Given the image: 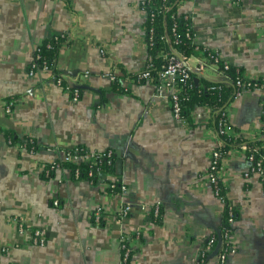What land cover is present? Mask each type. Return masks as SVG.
I'll use <instances>...</instances> for the list:
<instances>
[{
	"label": "crops",
	"instance_id": "crops-1",
	"mask_svg": "<svg viewBox=\"0 0 264 264\" xmlns=\"http://www.w3.org/2000/svg\"><path fill=\"white\" fill-rule=\"evenodd\" d=\"M142 1L0 0V264H116L121 234L136 231L132 264H219L216 256L210 258L215 249L201 260L224 215L206 176L218 141V108L195 106L189 120L176 119L153 82L138 83L128 75L142 71L150 54ZM178 5L192 19L196 43L218 50L231 65L224 74L207 64L197 84L230 85L228 76L237 71L248 79L264 78V0ZM71 30L75 39L60 49L57 67L68 84L88 86L78 100L51 71L29 73L36 47ZM200 60L205 55L194 54L187 65L194 71ZM115 69L126 91L113 88L109 73ZM263 95L258 88L246 90L227 105L229 134L245 139L242 144L262 141ZM10 99L15 104L7 113ZM4 131L34 139L37 147L10 144ZM79 145L113 149L123 164L98 183L77 179L63 166L45 174L47 164ZM241 146L225 154L220 173L238 212L237 252L223 264H264V185L258 175L245 177L250 163ZM122 147L136 160L124 157ZM117 176L127 190L113 194L109 181ZM125 204L131 212L122 217ZM98 208L101 225L94 223ZM16 216L43 229L47 244L32 245Z\"/></svg>",
	"mask_w": 264,
	"mask_h": 264
},
{
	"label": "built area",
	"instance_id": "built-area-1",
	"mask_svg": "<svg viewBox=\"0 0 264 264\" xmlns=\"http://www.w3.org/2000/svg\"><path fill=\"white\" fill-rule=\"evenodd\" d=\"M180 0H176V4H179ZM152 0H143L141 2L142 8L145 10L147 14V22H146V38L147 43L150 47L155 45L156 41V31L153 25L155 20V12L150 9H146V6H150ZM162 9H170L172 5H170L167 0H163L161 4ZM178 11L179 5H178ZM185 20L188 21V31L186 32V37L190 39L192 44L196 46L197 49H200L202 46L196 43V32L194 29V25L192 19L189 14L182 13ZM175 31V26L171 27V31L166 28L164 33H162V39L165 40L168 44V49L160 51L157 56L161 55L165 59V63L161 66L160 69L157 70L155 74L151 72V70L155 67L153 62V56L150 53L149 58L146 64V67L136 73V77L134 81L138 83L144 82H153L156 86V92L159 97H164L170 103L173 115L176 119H183L182 118V109H183V102L185 101V92L184 90L188 87H191L194 83L198 80V76L200 75L207 64L214 65L217 67L219 71L222 73H230L231 65L229 61L223 59L221 54L218 50L207 49V53L205 55V60H200L199 65L196 67L194 71L187 65L188 57L182 52L179 51L175 44L178 43V39H172L171 32ZM58 37H65L66 40L75 39L73 34V30L71 31H64L58 34L51 36L50 38H58ZM49 38V39H50ZM42 46L43 43L38 45L35 49L34 57L30 63L29 73L34 75L38 70H48L51 71L56 83L63 88L64 91L68 92L72 95L74 100H78L80 97V91L76 88L73 89L71 84L65 83L64 75L61 72L55 73L52 66L46 61L42 59ZM101 52L105 54L104 48H101ZM231 79V84L233 87V94L234 97L237 98L242 95V93L246 90L250 89H261L264 93V82L263 79L259 80H252L246 78L242 75L239 71L236 72L234 77L230 74L228 76ZM109 79L113 82L118 81L119 76L117 74V70H113L109 73ZM224 85H229L223 82H218L213 84L210 89L217 90L219 88L224 87ZM15 104L14 99H10L6 104V112L11 113ZM263 106V115H262V129H261V136L262 142L257 144L254 147V150L260 153V156H256L255 152H251L247 156V160L249 161V166L245 171V177H250L251 175H258L263 182L264 185V95L262 100ZM218 112H220L221 116L217 120L216 126V133L218 135V141L216 146L211 152L210 159H209V167L207 171V179L211 183L213 187V191L215 196L219 199V201L223 205L224 212L226 213V223L228 226L225 228L224 235L221 233L222 240L221 245L216 255L219 264H223L226 262L228 257L235 252H237V243L233 239L235 223L237 221V209L236 207L228 200L226 197V186L225 183L220 175L222 170V162L223 157L225 156L222 151L223 147V140L221 139V134H229V122L227 119V107L222 108L218 107ZM27 138L19 139L16 142H13L11 138H9V143L13 145H17V147L21 148H29L27 142ZM34 148L37 147L35 143ZM249 148L247 143H243L240 149L242 151H247ZM113 157H116V152L113 149H107L104 151H91L86 147L79 145L73 147L65 151L64 161L69 162H82V161H90L92 165H99L103 159H106L108 164H111ZM54 163V161L52 162ZM46 175H51L50 169L46 168L45 170ZM104 172L98 166V175L101 176ZM75 178H81V173L79 169H76L74 172ZM87 177L89 180H93L95 177V172L91 169L87 173ZM116 182H121V193L127 190V186L122 182V180L117 176L116 178L112 179L111 183H109L110 187H114ZM55 205L59 204L58 200L54 201ZM145 209V207H144ZM161 210V202H158L154 207V214L156 218H159ZM131 212L130 205H123L120 216L124 217L129 215ZM14 220L17 223L18 229L22 233H29L30 234V243L36 246H44L47 244V235L46 232L38 227H31L28 226L22 217L16 216ZM103 221L102 209L98 208L94 211V223L95 225H101ZM140 237V232H124L121 234L120 241H121V258L120 261L116 264H132V257L135 252V240ZM218 241L215 237L210 239V243L202 253L201 260L205 262L207 260V254L213 251Z\"/></svg>",
	"mask_w": 264,
	"mask_h": 264
},
{
	"label": "trees",
	"instance_id": "trees-1",
	"mask_svg": "<svg viewBox=\"0 0 264 264\" xmlns=\"http://www.w3.org/2000/svg\"><path fill=\"white\" fill-rule=\"evenodd\" d=\"M69 4V0H66ZM163 0H152L150 6H146V9L152 10V12H155V20L153 22L155 31H156V41L155 45L150 47V53L153 56V62L155 67L151 70L153 74L157 72L158 69L161 68V66L165 63V59L163 56H157V54L160 51L167 50L168 44L165 40L162 39V33H164L165 29L168 28L171 31V27L175 26V31L171 32L172 39L177 38L179 41L175 44V47L182 51L187 57H190L194 54L196 55H206L207 49L204 47H201L200 49H197L194 44L186 37V32L188 31V21L184 19L183 14L178 11V5L176 4V0H167V2L172 5L170 9H162L161 4ZM70 40H66L65 37H58V38H50L45 43H43L42 46V59L46 60L53 68L55 73L60 72L57 67V58L60 49L70 43ZM125 74V73H124ZM126 75V74H125ZM133 79L136 77L134 73H128ZM264 82V78L262 80ZM65 83H67L65 81ZM194 84L191 87H188L184 90L185 92V101L183 102V109H182V118L184 120H189L191 111L195 106L200 105H206L211 106L213 108L222 107L225 108L227 105H229L234 97L233 94V87L232 85H224V87L219 88L217 90H211L210 87L213 84H216L215 82L207 83L205 85L208 86V88L204 89V85L201 83L197 84L196 82H193ZM68 84V83H67ZM73 89H78L81 92H83L82 88H78L75 86H72ZM113 88L119 91H126L124 87H122L118 81L113 84ZM221 114L218 112L216 114V119L218 120L220 118ZM217 126V121L216 125ZM1 131V129H0ZM7 138H11L13 142H16L20 139V136L14 134L11 131H4ZM221 139L223 140V147L222 151L225 155L231 148L234 146H241L242 142L245 141L243 138L239 137H233L230 134H221ZM27 144L28 147L34 148V144L36 141L34 139L27 138ZM248 143V151L247 154L251 152H255L256 156H260V153L254 150V147L257 144H260L262 141L256 140V141H250L246 140ZM117 153L116 157H113L111 164H108L106 159H103L101 163H99V168L104 173H110L113 174L116 172L117 169ZM59 166H63L66 168H69L72 173L76 171V169L80 170L81 177H87V173L92 169L95 172V177H93V182L98 183L99 178L98 175V166L92 165L90 161H82L80 163L78 162H69L64 160H55L54 163H50L46 165V168L50 169L51 175L54 173L55 169ZM45 176V175H44ZM112 180L109 181L111 183ZM108 189L113 194H119L121 193V182H116L114 187H108ZM226 213L224 212L223 215V222L221 227V233L224 235L225 228L228 226L226 223ZM236 217L238 219V212L236 214ZM214 237L219 240L218 233L214 234ZM210 241V240H209Z\"/></svg>",
	"mask_w": 264,
	"mask_h": 264
},
{
	"label": "water",
	"instance_id": "water-1",
	"mask_svg": "<svg viewBox=\"0 0 264 264\" xmlns=\"http://www.w3.org/2000/svg\"><path fill=\"white\" fill-rule=\"evenodd\" d=\"M70 73L71 72H69V74ZM76 87H78V88H87L88 86H86V85H78ZM121 150L124 153V157H130L131 159L136 160V157L134 156L133 153H131L130 148L127 149V147H125V148L122 147ZM122 164H123V159L119 158L117 160L118 168ZM218 236H219L218 244H217L215 250L211 253L210 258H213V257H215L218 254V251H219V248H220V245H221L222 236H221V230H219V229H218Z\"/></svg>",
	"mask_w": 264,
	"mask_h": 264
}]
</instances>
